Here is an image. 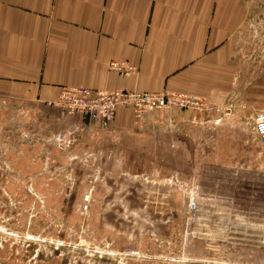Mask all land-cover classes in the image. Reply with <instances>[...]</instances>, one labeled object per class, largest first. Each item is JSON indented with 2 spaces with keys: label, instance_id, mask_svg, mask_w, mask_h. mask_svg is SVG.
<instances>
[{
  "label": "rangeland",
  "instance_id": "1",
  "mask_svg": "<svg viewBox=\"0 0 264 264\" xmlns=\"http://www.w3.org/2000/svg\"><path fill=\"white\" fill-rule=\"evenodd\" d=\"M258 28L248 60L264 59ZM1 111L0 252L11 261L264 264V179L190 144L184 154L181 136L168 149L145 118L136 132L86 143L69 122L45 128Z\"/></svg>",
  "mask_w": 264,
  "mask_h": 264
},
{
  "label": "crops",
  "instance_id": "2",
  "mask_svg": "<svg viewBox=\"0 0 264 264\" xmlns=\"http://www.w3.org/2000/svg\"><path fill=\"white\" fill-rule=\"evenodd\" d=\"M255 25L261 35L264 0H0V110L32 116L44 127L69 122L88 143L106 130L136 132L137 118L129 106L107 124L58 108L63 86L203 96L225 113L153 110L142 117L147 131L181 136L199 155L209 152V163L225 160L246 169L249 180H263L255 120L264 116V59H247ZM112 60L138 72L110 71ZM6 251L0 264H25ZM59 263L44 254L34 264Z\"/></svg>",
  "mask_w": 264,
  "mask_h": 264
},
{
  "label": "built area",
  "instance_id": "3",
  "mask_svg": "<svg viewBox=\"0 0 264 264\" xmlns=\"http://www.w3.org/2000/svg\"><path fill=\"white\" fill-rule=\"evenodd\" d=\"M108 67L110 71L117 72L121 76H130L138 72L135 65L124 60H112ZM54 106L104 124L115 120L118 108L121 106L131 107L138 120L153 110L179 108L211 116L225 109L206 97L171 90L140 92L81 86H63ZM255 131L260 142L264 144V116L256 118Z\"/></svg>",
  "mask_w": 264,
  "mask_h": 264
},
{
  "label": "water",
  "instance_id": "4",
  "mask_svg": "<svg viewBox=\"0 0 264 264\" xmlns=\"http://www.w3.org/2000/svg\"><path fill=\"white\" fill-rule=\"evenodd\" d=\"M162 141H163L164 143L167 144V148H168V149H170V148L173 149V144H172V142L175 141V137H174L173 135H172V136L163 135V136H162ZM176 141H177V140H176ZM182 142H183V144H184V151H185L184 154L187 155L188 145L186 144V142H185V143H184V141H182Z\"/></svg>",
  "mask_w": 264,
  "mask_h": 264
}]
</instances>
